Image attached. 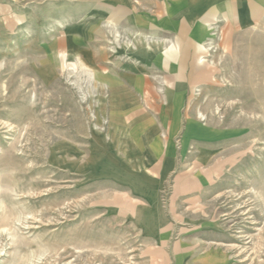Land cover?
<instances>
[{
    "label": "rangeland",
    "instance_id": "obj_1",
    "mask_svg": "<svg viewBox=\"0 0 264 264\" xmlns=\"http://www.w3.org/2000/svg\"><path fill=\"white\" fill-rule=\"evenodd\" d=\"M0 264H264V0H0Z\"/></svg>",
    "mask_w": 264,
    "mask_h": 264
},
{
    "label": "crops",
    "instance_id": "obj_2",
    "mask_svg": "<svg viewBox=\"0 0 264 264\" xmlns=\"http://www.w3.org/2000/svg\"><path fill=\"white\" fill-rule=\"evenodd\" d=\"M226 13H229V11L228 12H226ZM252 14V13H251ZM186 32H187V29H186V27L184 26V24L183 25H181V34L182 35H185L186 34ZM187 40V39H186ZM187 42V41H186ZM187 60H185L184 61V65L183 66H181V65H179V69H177V73H183V71H184V69H186L187 68ZM181 64V63H180ZM169 77H170V75H169ZM171 78H173V79H175V80H177V81H181V79L180 78H176V76L174 75V76H171ZM151 94L152 95H154L155 93L153 92V91H151ZM125 97V96H124ZM126 98V97H125ZM159 103L157 102V103H155V105H158ZM167 105H169V106H172L171 108H173L174 109V102H173V99H172V101H168V103H167ZM166 114L168 113V112H165ZM165 113H163V114H165ZM170 114H172V113H170ZM193 129V125L190 123L189 124V126H188V128H187V131H191Z\"/></svg>",
    "mask_w": 264,
    "mask_h": 264
}]
</instances>
